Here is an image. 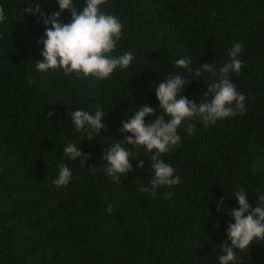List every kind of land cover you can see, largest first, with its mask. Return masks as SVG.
Returning <instances> with one entry per match:
<instances>
[{
    "label": "trees",
    "instance_id": "obj_1",
    "mask_svg": "<svg viewBox=\"0 0 264 264\" xmlns=\"http://www.w3.org/2000/svg\"><path fill=\"white\" fill-rule=\"evenodd\" d=\"M38 3L45 16L60 11L57 0H0L6 14L0 24V264H218L226 226L234 223L217 211L219 201L225 197L229 208H238L235 192L244 190L255 207L264 194V0H106L101 10L119 18L123 33L110 55L130 52L135 59L103 80L37 71L43 50L37 41L46 38V26L22 9ZM74 3L83 10L85 0ZM59 22L70 23L71 13L61 12ZM235 43L244 64L229 78L245 95L246 112L208 128L182 121L181 143L161 156L180 183L157 188L155 196L140 192L154 178L151 153L122 141L138 154L135 171L121 174L119 183L108 177L102 156L124 139L122 121L142 105L159 114L154 90L169 75L192 78L175 62L190 57L194 71L215 64V75L181 89L199 104L209 84L219 82ZM98 107L106 127L89 141L75 131L69 112L94 115ZM69 142L90 155L87 164L64 155ZM60 163L72 176L56 187ZM234 251L238 264H264V241Z\"/></svg>",
    "mask_w": 264,
    "mask_h": 264
},
{
    "label": "clouds",
    "instance_id": "obj_2",
    "mask_svg": "<svg viewBox=\"0 0 264 264\" xmlns=\"http://www.w3.org/2000/svg\"><path fill=\"white\" fill-rule=\"evenodd\" d=\"M57 3L60 11H54L50 17L42 13L40 3L22 9L30 15L40 16L46 26V38L42 37L37 41L43 45L42 60L36 61L37 71L62 69L65 75L74 73L76 78L91 76L103 80L109 78L116 69H126L132 64L135 57L130 52L119 56L110 55L122 39L123 33L119 18L101 10L106 0H85L82 11H77L78 7L74 0H57ZM63 11L71 13L70 23L59 22L60 13ZM5 20L4 8L0 6V24ZM241 51V45L235 43L228 53L230 60L219 68L221 74L219 82L209 84L208 92L203 96L205 99L199 104L183 96L181 89L185 91L192 79L205 78V73L215 75V64L205 62L194 71L190 67L192 64L190 57L178 59L175 62L176 67L187 70L192 74V78L188 79L180 74L169 75L154 90L161 109L159 114L154 108L142 105L130 119L125 118L122 121L120 131L125 134L124 139L117 140L113 146L107 147L102 156L106 161L104 164L106 175L119 183L121 174L134 172L131 161L138 156L137 152L143 146L151 153V170L154 171V178L150 181L151 187L141 186L139 191L155 196V190L161 186L178 185L180 177L175 174V169L170 164L161 159V156L173 151L181 143V136L177 130L182 121L195 119L208 128L220 119L246 112L245 95L237 90L229 78L232 72L238 74L244 64V61L238 58ZM104 114L99 107L94 115L82 109L69 112L75 131L86 132L89 141L94 138V133L100 134L106 127L101 123ZM51 115L48 113L49 117ZM148 116H153L154 119L146 124L145 119ZM186 131L193 135L195 127L190 125ZM121 141L137 149V152L126 149ZM63 152L71 160L79 159L82 166L90 159V155L83 153L75 143L69 142L63 148ZM58 167V176L52 183L56 187L66 186L72 172L64 163H60ZM88 167L90 173L95 174V167L92 165ZM137 167L143 169L144 161L140 160ZM172 195L171 192L167 194L168 198ZM235 200L238 202V208H229L225 197L219 201L217 207L218 212L226 211L234 220V223L229 221L226 226L227 239L222 245L224 254L218 257V264H238L235 249L244 251L254 241H264V194L258 195L259 204L255 207L249 203L244 190L235 192ZM106 211L111 214L112 206L108 205Z\"/></svg>",
    "mask_w": 264,
    "mask_h": 264
}]
</instances>
